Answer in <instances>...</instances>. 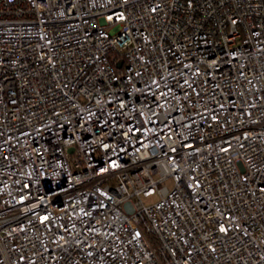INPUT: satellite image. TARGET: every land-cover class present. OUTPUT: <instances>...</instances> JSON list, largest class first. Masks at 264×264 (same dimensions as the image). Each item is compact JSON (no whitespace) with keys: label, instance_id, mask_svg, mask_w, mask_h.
Segmentation results:
<instances>
[{"label":"built area","instance_id":"2783aa9c","mask_svg":"<svg viewBox=\"0 0 264 264\" xmlns=\"http://www.w3.org/2000/svg\"><path fill=\"white\" fill-rule=\"evenodd\" d=\"M0 264H264V0H0Z\"/></svg>","mask_w":264,"mask_h":264},{"label":"rangeland","instance_id":"374dc122","mask_svg":"<svg viewBox=\"0 0 264 264\" xmlns=\"http://www.w3.org/2000/svg\"><path fill=\"white\" fill-rule=\"evenodd\" d=\"M166 185H167L169 188H172V187H173V181H172V180H168V181H166ZM149 201H151V199H150V200H147V202H149Z\"/></svg>","mask_w":264,"mask_h":264}]
</instances>
